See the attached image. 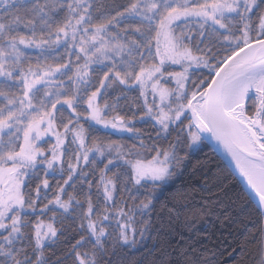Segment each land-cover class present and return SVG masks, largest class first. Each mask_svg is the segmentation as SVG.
Masks as SVG:
<instances>
[{
  "label": "snow or ice",
  "instance_id": "obj_1",
  "mask_svg": "<svg viewBox=\"0 0 264 264\" xmlns=\"http://www.w3.org/2000/svg\"><path fill=\"white\" fill-rule=\"evenodd\" d=\"M211 142L228 176L192 163ZM189 166L208 190L238 175L255 201L235 246L144 243L190 207L187 191L166 194ZM225 254L264 264V0H0V264Z\"/></svg>",
  "mask_w": 264,
  "mask_h": 264
},
{
  "label": "trees",
  "instance_id": "obj_2",
  "mask_svg": "<svg viewBox=\"0 0 264 264\" xmlns=\"http://www.w3.org/2000/svg\"><path fill=\"white\" fill-rule=\"evenodd\" d=\"M137 126H142L138 123ZM100 134L110 135L112 139H127L129 134H118L104 129H99ZM210 159L214 171H222L224 176L231 172L228 166L220 158L215 150L208 144L207 147L199 152L193 159ZM181 188L190 194V207L181 210L180 220L174 224V230L164 236H157L155 233L150 234L144 243L148 247L177 246L184 241L195 238L201 245L213 249L228 248L229 245L235 244L254 231L258 221L256 206L243 195L242 186L237 179L233 180L230 176L224 181V191L220 192L216 188L208 190L204 187V181L198 170L193 171L191 166L185 169L184 173L177 180L168 186L167 193ZM216 195H219L220 202L212 205L211 212L207 215L201 214L193 218L192 211L198 209L205 199L215 201ZM185 216L192 223L193 227L185 225ZM224 264H233V261L225 254L218 257Z\"/></svg>",
  "mask_w": 264,
  "mask_h": 264
},
{
  "label": "water",
  "instance_id": "obj_3",
  "mask_svg": "<svg viewBox=\"0 0 264 264\" xmlns=\"http://www.w3.org/2000/svg\"><path fill=\"white\" fill-rule=\"evenodd\" d=\"M215 142H211L209 143V145L213 148ZM216 153L220 156V158L224 161V163L228 166L230 171H234V165L232 164L231 160L229 157L226 156V154L223 152L222 149L220 150H215ZM236 179L238 180V182L240 183V185L242 186V188H245V185L243 183L242 180H240L239 176L237 175ZM252 203L255 205V201L253 200ZM256 206V205H255Z\"/></svg>",
  "mask_w": 264,
  "mask_h": 264
},
{
  "label": "rangeland",
  "instance_id": "obj_4",
  "mask_svg": "<svg viewBox=\"0 0 264 264\" xmlns=\"http://www.w3.org/2000/svg\"><path fill=\"white\" fill-rule=\"evenodd\" d=\"M104 130H105V129H104ZM106 131L114 132V131H112L111 129H108V130H106ZM114 133H118V134H127V133H120V132H114Z\"/></svg>",
  "mask_w": 264,
  "mask_h": 264
}]
</instances>
